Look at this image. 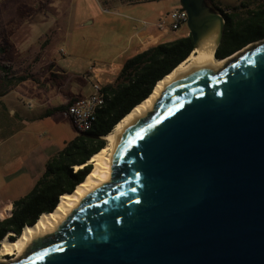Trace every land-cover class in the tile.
Here are the masks:
<instances>
[{"label":"water","instance_id":"water-1","mask_svg":"<svg viewBox=\"0 0 264 264\" xmlns=\"http://www.w3.org/2000/svg\"><path fill=\"white\" fill-rule=\"evenodd\" d=\"M181 5L195 48L213 36L217 50L223 14ZM113 161L56 239L1 264H264V44L178 80Z\"/></svg>","mask_w":264,"mask_h":264},{"label":"trees","instance_id":"trees-1","mask_svg":"<svg viewBox=\"0 0 264 264\" xmlns=\"http://www.w3.org/2000/svg\"><path fill=\"white\" fill-rule=\"evenodd\" d=\"M119 1L136 3L152 0ZM210 3L226 19L224 36L215 52L217 58L230 56L248 44L264 38V0H240V5L233 8L221 6L214 0H210ZM10 49L11 43L0 24V96L29 78L41 82L39 74L44 75L15 69ZM194 49V39L189 33L161 41L128 57L115 81L105 86L106 104L99 110L93 127L83 132L75 128L79 133L46 161L45 169L32 189L24 196L11 200L6 206L3 212H10V215L0 218V243L10 232L20 235L26 225L35 224L44 212L53 211L61 195L73 192L92 170L93 164H86L87 161L105 147L104 137L152 93L159 80L187 59ZM56 78V74L50 77L61 87L62 83ZM62 93L67 101L48 109L42 117L54 115L56 112L63 113L71 103L81 97L71 92ZM82 164L86 165L75 168Z\"/></svg>","mask_w":264,"mask_h":264},{"label":"rangeland","instance_id":"rangeland-1","mask_svg":"<svg viewBox=\"0 0 264 264\" xmlns=\"http://www.w3.org/2000/svg\"><path fill=\"white\" fill-rule=\"evenodd\" d=\"M36 1L42 0H0L2 3L8 2L19 6L22 5L23 9L21 12H24L25 17H30L33 13L32 6ZM45 1L47 0H44V2ZM214 1L224 7L233 8L234 6L240 5V0ZM88 2H93V8H91L92 6L90 7ZM85 4H87L85 10L86 18H90L93 21L79 28L74 27L73 29L69 26L66 32H58L54 38L55 53H57L60 58H66L69 63H75L76 66L81 68H86L90 64L103 66L110 64L112 61H122V58L118 59L114 58V56L127 44L129 34L132 31L131 25H142L144 21L148 23L156 21L166 16L172 10L180 7L181 0H152L136 3L122 2L119 0H85ZM90 10H94L92 16L88 15ZM20 29L21 30L17 32L13 39L14 46L11 50V57L16 65H19V62L24 58L22 50L31 42L32 35L30 31L33 32L31 21ZM185 32L190 33L188 25H184L173 32L171 38L183 35ZM66 38L70 39L72 42L75 40L74 46H76L72 51H70L68 46L64 43ZM76 43H78V45ZM261 44H264V38L252 42L233 53L228 57L230 60L216 71V73L221 72L232 61L241 57L248 50L256 48ZM22 46H24V48ZM131 53V50L126 51L123 54L125 55L124 58H127ZM71 66L74 67L73 65L67 67ZM39 77H41V74H39ZM63 99L64 97L54 85L48 88H40L36 82L29 80L25 85L16 88L11 95L6 97L5 102L8 105L11 103L14 108L22 109L24 114L32 115L41 112L43 108L49 107V105H58ZM1 115L4 116L6 126L5 132H13L14 126L18 123L16 120L17 118L14 114L9 112V108H6L4 112L3 106L0 103V117ZM1 132L2 131H0V133ZM77 132L78 131L75 129L66 113L56 112L54 115L26 121L24 126L14 137L0 144L1 215L4 213L3 211L6 205L10 203L8 200H14L24 196L32 189L35 183V180L31 178L28 170L23 168L24 161L28 156L37 152L38 147L44 143L63 146L65 141L73 139ZM36 155L37 154H35V156ZM9 215L10 212L8 213L5 211L4 216H1V218H6ZM56 237L57 233L52 238L44 239L43 243L32 246L26 254L20 258H16V260H13L14 257L12 258V256L9 255L7 256L8 260L3 263H15L27 259L36 250L46 248L48 242L56 239Z\"/></svg>","mask_w":264,"mask_h":264},{"label":"crops","instance_id":"crops-1","mask_svg":"<svg viewBox=\"0 0 264 264\" xmlns=\"http://www.w3.org/2000/svg\"><path fill=\"white\" fill-rule=\"evenodd\" d=\"M88 4L90 5V7L92 6L91 8H93V2H88ZM86 6L87 4H85V0H47L45 2L44 0L38 2L36 1V3L32 6L33 13L30 15V17H25L24 12H21V10L23 9L22 5L19 6L13 3L0 2V24L7 33L8 40L11 43L10 56L12 47L14 46V37L16 36L17 32L21 30V27H25L29 23V21H31V27L33 31H30L32 35L31 42L25 46L24 50H22L24 58L19 62V65H16L15 61L12 59L15 69L20 71L28 70L33 73H44V75H41L40 77L41 82H37L29 78L16 84L15 87L5 95L0 96V103L3 106L4 112L6 108H9V112L11 114H14L17 118L16 120L18 121L17 125L14 126L13 132L9 131L7 133L5 132L6 126L4 122V116L1 115L0 131L2 132L0 133V144L5 143L6 141L14 137L15 134L18 133L19 130H21L26 121L35 118H44L42 117V115L48 109L65 103L67 101V97L63 95V91L71 92L79 96H84L90 93V80L84 78L83 74L89 71L92 64H90L86 68H81L76 66L75 63H69L66 58H60L59 55L55 53L54 44V38L58 34V32H66L69 26H71L73 29L74 27L79 28L84 24L91 23L93 21L90 18H86ZM93 12L94 10H90L88 15L92 16ZM19 16H23L25 19ZM158 20L149 23L148 27H144L143 24L131 25L132 31L129 34L127 44L114 56V58H122V61H112L110 62V64L104 65L107 68L102 73L103 79H101L103 81L105 80L106 82H114L122 69L124 61L128 57L138 52L144 51L152 46L148 44L143 45V42H146L151 34L158 33V30L155 26ZM172 33L166 35L165 37H162L161 41L172 40L177 37L189 34L188 32H185V34L183 35L171 38ZM74 41L72 42L70 39L66 38L64 42L68 46L70 51H72L76 46H74ZM76 44L78 45V43ZM22 47L24 48V46ZM129 50H131L132 52L131 55H128L127 58H124L125 55L123 54ZM70 65L78 68H74L72 66L67 67ZM54 74H56L57 76L56 79L62 83L61 87L57 86V84H55L54 81L50 79V77ZM29 80L36 82V84L40 88H48L49 86L54 85L59 93L64 97V99L58 105H49V107L43 108L41 112L34 113L32 115L24 114L22 112V109L14 108L11 103H9L8 105L5 102L6 97L11 95V93L16 88L25 85V83H27ZM78 133L79 132H77L76 135ZM66 142L67 141H65V143ZM64 145L56 146L52 143L42 144L40 147H38L37 152L28 156V158L24 161L23 168L28 170L31 178L36 181L43 173L46 161L53 154L61 150ZM35 154L37 155L35 156ZM8 201H11V199Z\"/></svg>","mask_w":264,"mask_h":264},{"label":"bare ground","instance_id":"bare-ground-1","mask_svg":"<svg viewBox=\"0 0 264 264\" xmlns=\"http://www.w3.org/2000/svg\"><path fill=\"white\" fill-rule=\"evenodd\" d=\"M216 42L212 36L199 46L181 62L173 71L159 80L152 93L141 103L136 105L113 130L105 136L106 145L95 153L87 164H93L92 170L86 179L77 185L73 192L61 195L57 207L51 212H44L33 225H26L20 235L10 232L0 243V264L6 262L7 256L13 260L22 257L32 246L41 244L46 238H52L68 222L74 212L83 204V201L98 188L113 180L114 161L116 149L126 134L127 130L136 125L140 120H146L150 116L163 94L185 75L196 70L216 72L222 68L230 58L217 59L215 56ZM85 164L76 165L81 168ZM11 234L15 239L11 241Z\"/></svg>","mask_w":264,"mask_h":264},{"label":"built area","instance_id":"built-area-1","mask_svg":"<svg viewBox=\"0 0 264 264\" xmlns=\"http://www.w3.org/2000/svg\"><path fill=\"white\" fill-rule=\"evenodd\" d=\"M188 18V12L182 5L172 10L156 22L155 26L158 33L151 34L146 42H143V45L148 44L153 46L159 43L162 37H165L182 26L187 25ZM143 26L148 27L149 23L144 21ZM106 68L107 67L104 65L98 66L92 64L90 66L89 71L83 74L84 78L90 80V93L78 98L68 106L66 111L63 112L66 113L75 128L80 132L90 130L93 127L94 122L97 120L99 110L106 104L107 92L104 88L107 84L112 83L111 81L106 82L105 80H102V73Z\"/></svg>","mask_w":264,"mask_h":264},{"label":"flooded vegetation","instance_id":"flooded-vegetation-1","mask_svg":"<svg viewBox=\"0 0 264 264\" xmlns=\"http://www.w3.org/2000/svg\"><path fill=\"white\" fill-rule=\"evenodd\" d=\"M213 5V4H212Z\"/></svg>","mask_w":264,"mask_h":264}]
</instances>
